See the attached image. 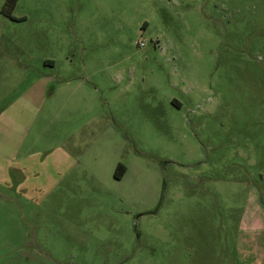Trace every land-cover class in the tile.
<instances>
[{
    "label": "rangeland",
    "instance_id": "rangeland-1",
    "mask_svg": "<svg viewBox=\"0 0 264 264\" xmlns=\"http://www.w3.org/2000/svg\"><path fill=\"white\" fill-rule=\"evenodd\" d=\"M4 3L0 56L71 84L60 164L0 166V264H264V0Z\"/></svg>",
    "mask_w": 264,
    "mask_h": 264
},
{
    "label": "crops",
    "instance_id": "crops-1",
    "mask_svg": "<svg viewBox=\"0 0 264 264\" xmlns=\"http://www.w3.org/2000/svg\"><path fill=\"white\" fill-rule=\"evenodd\" d=\"M5 61L10 66L0 65V73H7L5 69L11 71L8 74L11 79L0 84V166H4V169L26 170L32 159V156L27 157L29 152L44 155L50 165L60 164V140L57 144L48 143L45 149L42 147L46 144L42 141L50 135L60 138V126L54 125V121L60 115V89L70 85V79L61 77L62 83L56 84L50 94V83L45 75L25 83V70L17 65V61L0 56V64ZM44 65L53 67L54 61L46 59ZM79 85L80 82L76 84ZM52 128L56 129L55 133L51 132ZM62 150L67 153L65 149ZM49 164L41 165V168L52 170ZM4 183L9 185L7 181Z\"/></svg>",
    "mask_w": 264,
    "mask_h": 264
},
{
    "label": "trees",
    "instance_id": "trees-1",
    "mask_svg": "<svg viewBox=\"0 0 264 264\" xmlns=\"http://www.w3.org/2000/svg\"><path fill=\"white\" fill-rule=\"evenodd\" d=\"M17 0H5L4 6H3V12L7 14L9 17L14 18L11 14V10L15 6ZM125 172V166L122 163H118L115 169L114 175L119 178L121 177Z\"/></svg>",
    "mask_w": 264,
    "mask_h": 264
},
{
    "label": "built area",
    "instance_id": "built-area-1",
    "mask_svg": "<svg viewBox=\"0 0 264 264\" xmlns=\"http://www.w3.org/2000/svg\"><path fill=\"white\" fill-rule=\"evenodd\" d=\"M143 44V43H142Z\"/></svg>",
    "mask_w": 264,
    "mask_h": 264
}]
</instances>
